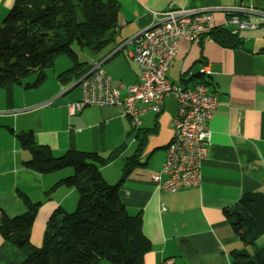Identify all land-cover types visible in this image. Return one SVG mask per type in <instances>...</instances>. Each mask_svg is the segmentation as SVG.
I'll return each instance as SVG.
<instances>
[{"label":"crops","instance_id":"0c3cea01","mask_svg":"<svg viewBox=\"0 0 264 264\" xmlns=\"http://www.w3.org/2000/svg\"><path fill=\"white\" fill-rule=\"evenodd\" d=\"M114 1L120 7L116 35L91 59L92 63H102L113 86L136 81L134 43L127 42L154 22L153 13L168 6L183 10L242 7L264 12V0H244L242 5L239 0ZM12 2L0 0V26ZM212 16L216 27L226 19L221 11ZM247 20L256 23V28L240 31L241 44L234 48L202 39L179 41L166 73L171 84L187 89L202 82L208 93L217 98L218 105L208 123L211 142L207 157L201 161L196 187L164 193L151 181L163 163L172 135V95L165 98L160 113L142 115L138 127L132 129L117 107L89 106L71 116L67 105L80 99L81 90L78 86L62 85L57 79L60 73L56 74L53 87L42 96H26L20 105H15L13 99L19 95L17 88L0 89V210L7 217L23 214L26 207L21 195L31 204H39L29 232L32 248L41 245L50 214L56 208L71 212L77 195L66 187L50 191L72 173L70 169L38 174L24 166L29 154L18 146L15 134L27 131L32 132L36 144L46 146L54 157L67 150L93 152L102 157L116 150L119 157L124 154L122 166H113L114 170L104 166L99 171L109 185L122 180L119 203L128 215L141 219L142 233L151 245L144 255V264H162L166 259H172L173 264H231L232 251L248 249L233 234L224 216V211L242 195L264 193V24L251 15ZM201 68L207 73L199 75ZM256 245H264V234ZM24 259L19 246L0 234V264H19Z\"/></svg>","mask_w":264,"mask_h":264},{"label":"trees","instance_id":"16d2710c","mask_svg":"<svg viewBox=\"0 0 264 264\" xmlns=\"http://www.w3.org/2000/svg\"><path fill=\"white\" fill-rule=\"evenodd\" d=\"M119 4L114 0H13L0 26V89L21 86L38 88L45 80V70L56 57L66 56L72 66L57 76L69 86L86 74L92 64L78 62L71 47L75 45L91 55L102 52L118 29ZM212 41L226 47L239 46L238 35L227 29H214ZM264 50V49H263ZM35 80L28 84L29 75ZM11 131V129H8ZM142 134L141 142L145 140ZM18 146L27 151V169L38 174H51L64 169L72 173L50 189L72 188L77 195L71 212L56 208L48 217L39 248H32L29 232L39 204L20 199L26 207L23 214L7 217L0 210L10 230L4 240L21 241L25 259L19 264H144L150 242L142 233L139 216H130L118 200V187L109 185L100 168L118 156L119 150L102 157L97 153L67 150L52 156L46 146L38 145L31 131L15 134ZM142 145V143H141ZM140 145V146H141ZM233 234L250 250L232 251L231 264H264V245L256 240L264 234V193L251 192L224 211Z\"/></svg>","mask_w":264,"mask_h":264},{"label":"built area","instance_id":"2783aa9c","mask_svg":"<svg viewBox=\"0 0 264 264\" xmlns=\"http://www.w3.org/2000/svg\"><path fill=\"white\" fill-rule=\"evenodd\" d=\"M215 11L226 15L220 27L214 25L212 13ZM250 15L264 24V12L242 7L183 10L168 6L162 12L153 13L154 22L127 42L134 43L132 62L136 81L127 86H113L102 63L94 62L77 81L81 97L67 105L68 113L72 116L89 106L117 107L121 116L129 120L131 128L136 129L142 115L160 113L165 98L172 95L175 100V114L170 121L172 135L163 163L151 176V181L164 193L198 186L201 161L207 157L211 142L208 123L212 110L218 105L217 98L208 93L202 82L187 89L171 84L166 73L179 41H212L210 34L216 28L230 27L231 34L236 35L243 30H254L257 24L247 20ZM205 73V68L198 72L199 75ZM162 264L173 262L166 259Z\"/></svg>","mask_w":264,"mask_h":264},{"label":"rangeland","instance_id":"374dc122","mask_svg":"<svg viewBox=\"0 0 264 264\" xmlns=\"http://www.w3.org/2000/svg\"><path fill=\"white\" fill-rule=\"evenodd\" d=\"M71 49L75 53V55L77 56L78 62H81V63H83V62L84 63H92V60L91 59L93 58L92 57L93 55H91L90 53L86 52L85 50H80L75 45H73L71 47ZM71 66H72L71 61L66 56L60 55V56L56 57V59L53 62L52 67L51 68H48L47 70H45V76H46V78H45L43 84H41L38 88L24 91L22 87H15V85L12 86V88H17V90H19L18 91L19 92V95L18 96L15 95V98H13L15 100V105H20V101H22L24 99V97H26V96H27V99H30V97H32V98H38L39 96H42L45 93V90L47 88L53 87V85L55 83L54 78H55L56 74L62 73L64 71L68 70ZM34 80H35V75L32 74V75H29L24 80V83L30 84ZM73 84H71L70 86H72ZM77 88L79 89L80 87L78 86ZM23 94H26V95L24 96ZM127 125L129 126V123L128 122H127ZM133 132H134V130H133ZM126 146H127V142H126ZM123 155L124 154H121L120 157L117 156L113 161H111L106 166H110L109 168H111L112 170H114L113 169V166H115V168L118 167V166H122L123 158H124ZM128 155L129 154L127 153V156ZM110 185H113V184H110ZM73 209L74 208H72V210ZM39 247H37V248H39ZM247 248H248V250H250L249 247H247ZM99 264H109V263L106 262V261H104V260H101V261H99Z\"/></svg>","mask_w":264,"mask_h":264},{"label":"water","instance_id":"95a60500","mask_svg":"<svg viewBox=\"0 0 264 264\" xmlns=\"http://www.w3.org/2000/svg\"><path fill=\"white\" fill-rule=\"evenodd\" d=\"M244 0H239V5H242V2H243ZM78 84H77V82L76 83H74L71 87H75V86H77ZM0 228L2 229V232H3V234L4 235H8L9 233H10V230H9V228H8V226H7V224H6V221L3 219V218H1L0 219ZM15 244L17 245V246H20L21 245V241L19 240V239H15Z\"/></svg>","mask_w":264,"mask_h":264}]
</instances>
